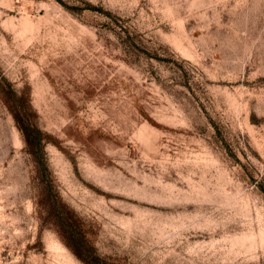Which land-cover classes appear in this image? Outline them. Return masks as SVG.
Returning a JSON list of instances; mask_svg holds the SVG:
<instances>
[{"label": "rangeland", "instance_id": "rangeland-1", "mask_svg": "<svg viewBox=\"0 0 264 264\" xmlns=\"http://www.w3.org/2000/svg\"><path fill=\"white\" fill-rule=\"evenodd\" d=\"M0 264H264V0H0Z\"/></svg>", "mask_w": 264, "mask_h": 264}, {"label": "trees", "instance_id": "trees-1", "mask_svg": "<svg viewBox=\"0 0 264 264\" xmlns=\"http://www.w3.org/2000/svg\"><path fill=\"white\" fill-rule=\"evenodd\" d=\"M23 131H24V133L25 134H29V135H31L32 134V130L30 129V128H23Z\"/></svg>", "mask_w": 264, "mask_h": 264}]
</instances>
